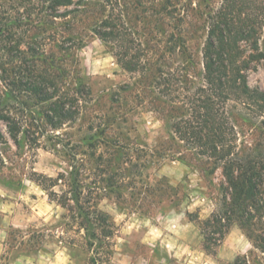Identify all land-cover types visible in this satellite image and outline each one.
<instances>
[{
    "label": "rangeland",
    "instance_id": "1",
    "mask_svg": "<svg viewBox=\"0 0 264 264\" xmlns=\"http://www.w3.org/2000/svg\"><path fill=\"white\" fill-rule=\"evenodd\" d=\"M224 4L0 0V264H264L238 226L223 258L208 255L189 220L220 209L225 182L193 139L208 133L201 114L214 109L235 152L264 161L262 104L225 102L205 78ZM244 8L263 21L264 51V0ZM243 74L264 92V60Z\"/></svg>",
    "mask_w": 264,
    "mask_h": 264
},
{
    "label": "trees",
    "instance_id": "2",
    "mask_svg": "<svg viewBox=\"0 0 264 264\" xmlns=\"http://www.w3.org/2000/svg\"><path fill=\"white\" fill-rule=\"evenodd\" d=\"M57 7H70L73 0H50ZM247 0H225L221 12L217 15L210 30L203 54L205 78L208 86L220 99L229 101L235 96L247 97L264 108V92L249 89L243 72L248 69L249 61L264 60V51L260 46V30L263 24L259 15L249 21ZM246 13V14H245ZM245 14L244 18L241 16ZM242 19V20H241ZM105 28L110 24L105 22ZM102 38H107V31H98ZM243 42L249 47V58ZM39 92V88L32 89ZM49 98L43 99L44 101ZM211 106L214 105L210 101ZM55 107L54 112L61 119L68 118L65 104ZM204 121L200 125L206 136L193 134L199 146L206 147L203 156L222 165L225 182L221 185V207L206 220L199 216L190 217L199 227L203 237L202 249L212 256L218 255L219 248L234 226H238L254 244L261 243L264 250V161L253 157H241L235 152L233 139L229 136L228 122L218 120L214 109L201 114ZM15 134V123L5 116ZM216 125V127H215ZM3 135L0 131V142ZM256 227L261 228V235L256 236ZM257 239V240H256ZM235 264H238L237 262Z\"/></svg>",
    "mask_w": 264,
    "mask_h": 264
},
{
    "label": "crops",
    "instance_id": "3",
    "mask_svg": "<svg viewBox=\"0 0 264 264\" xmlns=\"http://www.w3.org/2000/svg\"><path fill=\"white\" fill-rule=\"evenodd\" d=\"M232 231H233V229L230 231V233H229V235L227 236V238H226L225 241H229V238H230V236H231V234H232ZM170 237H171V236H170ZM242 242H243V240H242ZM171 244H172V243H168V245H170V246H171ZM248 244H250V243L248 242ZM240 248H243V249H241V250L244 251V250L247 249V245H241ZM245 248H246V249H245ZM243 251H242V252H243ZM222 256H223V254H222V252H221V250H220L218 257L221 259V258H223Z\"/></svg>",
    "mask_w": 264,
    "mask_h": 264
},
{
    "label": "clouds",
    "instance_id": "4",
    "mask_svg": "<svg viewBox=\"0 0 264 264\" xmlns=\"http://www.w3.org/2000/svg\"><path fill=\"white\" fill-rule=\"evenodd\" d=\"M58 259H59V257H58Z\"/></svg>",
    "mask_w": 264,
    "mask_h": 264
}]
</instances>
